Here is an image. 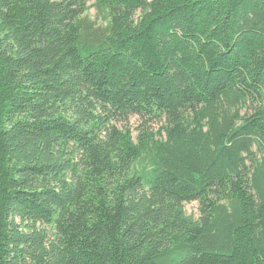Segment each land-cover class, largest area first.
<instances>
[{
    "label": "trees",
    "instance_id": "1",
    "mask_svg": "<svg viewBox=\"0 0 264 264\" xmlns=\"http://www.w3.org/2000/svg\"><path fill=\"white\" fill-rule=\"evenodd\" d=\"M0 264H264V0H0Z\"/></svg>",
    "mask_w": 264,
    "mask_h": 264
},
{
    "label": "rangeland",
    "instance_id": "2",
    "mask_svg": "<svg viewBox=\"0 0 264 264\" xmlns=\"http://www.w3.org/2000/svg\"><path fill=\"white\" fill-rule=\"evenodd\" d=\"M93 3V0H88V4L91 6V4ZM87 15L89 16L90 19L95 20V22L97 24H102L103 21L100 17L96 16V12L95 9L93 7H90ZM136 122L137 119L136 118H131L129 125L131 127V129L135 128L136 126ZM133 135L135 136V131H133ZM184 210H185V214L187 216L192 217L193 219H197L198 218V208H197V202L192 201V202H188L186 204H184Z\"/></svg>",
    "mask_w": 264,
    "mask_h": 264
}]
</instances>
